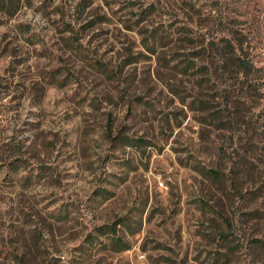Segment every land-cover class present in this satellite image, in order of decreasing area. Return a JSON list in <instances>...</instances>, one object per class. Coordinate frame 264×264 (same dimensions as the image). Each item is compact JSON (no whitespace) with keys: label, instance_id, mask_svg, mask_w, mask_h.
Masks as SVG:
<instances>
[{"label":"rangeland","instance_id":"374dc122","mask_svg":"<svg viewBox=\"0 0 264 264\" xmlns=\"http://www.w3.org/2000/svg\"><path fill=\"white\" fill-rule=\"evenodd\" d=\"M0 264H264V0H0Z\"/></svg>","mask_w":264,"mask_h":264},{"label":"trees","instance_id":"16d2710c","mask_svg":"<svg viewBox=\"0 0 264 264\" xmlns=\"http://www.w3.org/2000/svg\"><path fill=\"white\" fill-rule=\"evenodd\" d=\"M251 69H252V67L250 66L248 70H251ZM212 118H213V116H212ZM113 236H114V238H112V240L114 241V243H120L121 245H123L121 249H127L129 247V245L122 238L118 237L116 233H114Z\"/></svg>","mask_w":264,"mask_h":264}]
</instances>
